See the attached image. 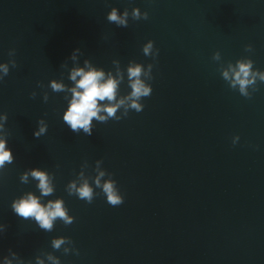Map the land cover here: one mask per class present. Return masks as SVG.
I'll list each match as a JSON object with an SVG mask.
<instances>
[{"label":"water","instance_id":"obj_1","mask_svg":"<svg viewBox=\"0 0 264 264\" xmlns=\"http://www.w3.org/2000/svg\"><path fill=\"white\" fill-rule=\"evenodd\" d=\"M113 7L129 11L127 27L107 21ZM133 8L148 19L133 20ZM148 40L155 59L143 54ZM241 58L264 71V0H0V63L17 65L0 80L14 157L0 170V264L9 249L31 264H53L49 255L60 264H264V82L249 99L219 70ZM85 59L113 74L119 60L120 95L131 91L130 61L153 64L143 110L94 120L91 136L73 133L63 122L65 93L49 83L73 86L70 69ZM40 119L48 130L35 138ZM97 160L117 182L121 205L95 187ZM37 167L52 178L50 196H40L31 175L20 180ZM81 171L98 193L92 203L66 190ZM28 192L42 204L62 199L74 222L57 219L48 232L15 215L12 201ZM60 236L73 243L55 250Z\"/></svg>","mask_w":264,"mask_h":264},{"label":"clouds","instance_id":"obj_2","mask_svg":"<svg viewBox=\"0 0 264 264\" xmlns=\"http://www.w3.org/2000/svg\"><path fill=\"white\" fill-rule=\"evenodd\" d=\"M129 11L125 9L121 13L117 8L113 7L107 14V21L114 23L118 27H127ZM133 20L148 19L147 12H141L139 8H133L131 11ZM246 51H252L251 45L245 46ZM143 54L151 56L153 59L158 55L159 50L154 48V41L148 40L143 45ZM15 50L9 51V56H14ZM79 48L75 49L70 59L75 62L81 55ZM214 61L221 60L219 51L213 54ZM84 66H73L69 72V79L73 82V86H68L61 80L53 79L49 83V87L53 92H64L65 99L68 100V106L63 113V122L69 127L73 133H80L91 136L93 133V121L106 123L108 120L119 121L122 117H126L130 110L141 112L144 104L141 103L143 98L149 97L152 94V85L148 82L153 79L152 69L153 64H148L145 67L141 63L130 61L127 65V80L131 91L126 95H120V84L124 80V71L120 67L119 60H113L115 65V74L112 71L105 72L103 68L94 67L90 60H84ZM16 67L14 59L7 63H0V80L9 74V65ZM254 61L249 58H241L235 64L228 62L227 66H221L220 72L222 78L228 83L231 89H238L240 95L251 98L252 92L257 91V81L264 82V71L253 68ZM67 67V64H62ZM251 89L252 91H249ZM70 93V99L67 94ZM31 96L34 98L36 93ZM48 93L43 94L45 102L48 100ZM122 110V111H121ZM120 111V115H118ZM8 119L6 113L0 114V170H3L7 164H11L14 160L12 150L7 146V131L5 123ZM48 124L44 119L38 121V129L34 131L35 138L46 134ZM239 140V136L233 137V144ZM102 160L96 161L95 177H91L96 188H100L106 196L108 204L119 206L124 202V197L120 194L117 188V182L111 178V173H107L102 167ZM85 166L87 164L85 163ZM31 175L33 179L38 181L36 185L39 189L40 196H50L54 192V187L51 182L52 178L49 174L40 168H32L30 171H25L20 180L22 183H28V177ZM108 179H103L105 176ZM69 195H76L79 199L92 203L94 197L98 195L94 191L92 184L89 183V178H85L81 171L77 179L72 180L66 186ZM11 208L15 215L23 219H32L36 222L40 229L51 232L54 222L59 219L65 225H71L74 222V217L68 215V209L64 205L62 199L50 200L47 204H42L40 197L28 192L25 195L14 199L11 203ZM3 225H0L2 231ZM69 237L60 236L51 241L52 248L60 250L62 245L72 244ZM71 250L64 248L63 252L68 254ZM76 254L78 255V251ZM11 257V258H9ZM48 259L53 264H60V260L49 255ZM31 264V261L21 260L16 252L9 249V256L3 258V264ZM36 264H44V261L39 257L36 258Z\"/></svg>","mask_w":264,"mask_h":264}]
</instances>
